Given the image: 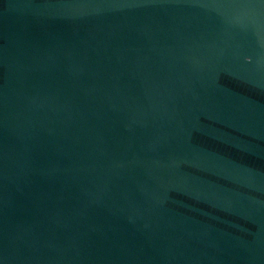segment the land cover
<instances>
[{
  "label": "water",
  "instance_id": "1",
  "mask_svg": "<svg viewBox=\"0 0 264 264\" xmlns=\"http://www.w3.org/2000/svg\"><path fill=\"white\" fill-rule=\"evenodd\" d=\"M0 264H264V0H0Z\"/></svg>",
  "mask_w": 264,
  "mask_h": 264
}]
</instances>
